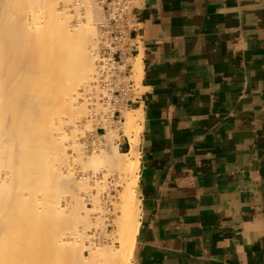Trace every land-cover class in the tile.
<instances>
[{
	"label": "crops",
	"instance_id": "obj_1",
	"mask_svg": "<svg viewBox=\"0 0 264 264\" xmlns=\"http://www.w3.org/2000/svg\"><path fill=\"white\" fill-rule=\"evenodd\" d=\"M133 6L130 60L143 64L133 264H264V0ZM116 146L128 152L129 137Z\"/></svg>",
	"mask_w": 264,
	"mask_h": 264
},
{
	"label": "bare ground",
	"instance_id": "obj_2",
	"mask_svg": "<svg viewBox=\"0 0 264 264\" xmlns=\"http://www.w3.org/2000/svg\"><path fill=\"white\" fill-rule=\"evenodd\" d=\"M16 1L12 7L9 0H0V33L8 27V35H0V94L7 88L2 96L7 100L8 91L10 95V101H4L10 107H5L10 109L9 118L5 111L0 119V264H133L140 226L136 186L141 109L123 114L122 127L131 144L128 152L113 146L111 132L98 134L93 146L81 144L78 137L88 132L75 125L83 112L80 98L85 99L78 94L76 83L94 75L100 43V36L96 41L97 29L93 21H82L77 28L70 25L69 16L57 12L60 0ZM27 51H33L32 57ZM33 59L47 67L50 87L34 89L25 100L22 92L13 91L18 93L14 97L10 90L14 84L6 85L2 80L13 83L24 64ZM135 61L134 76L142 79L141 58ZM30 111L47 123L42 125L43 137L36 144L39 159L33 163L34 158H27L31 163L24 165L15 143L27 136L28 125L22 123L29 120L25 114ZM69 138L74 139L70 149L80 158L86 171L83 175L68 168L73 158L66 156ZM84 149L91 151L90 158L84 157ZM111 174L118 175L112 187L121 195L113 208L121 211L118 247L94 245L88 232L92 229L90 215L103 217L112 209L99 206L100 194L109 190L106 185ZM85 247L92 249L90 256L84 253Z\"/></svg>",
	"mask_w": 264,
	"mask_h": 264
},
{
	"label": "rangeland",
	"instance_id": "obj_3",
	"mask_svg": "<svg viewBox=\"0 0 264 264\" xmlns=\"http://www.w3.org/2000/svg\"><path fill=\"white\" fill-rule=\"evenodd\" d=\"M12 1H16V0H9V3L10 2L12 3ZM98 1L99 0H60L59 4H58L57 12L60 13V12L63 11L65 15L69 16V20L68 21H69L70 25L72 24V26H74L75 28H77L78 24L80 22H82V21H85V20L86 21H91V22L93 21V24L95 25V29H97L96 32H98V33L95 34V35H97L96 36V41H97V38L100 36V33H99L97 25H96L97 22H95V21H97V19H99L102 16V12H103L102 6H101V4H99ZM17 2H18V0L16 1V3ZM13 4L15 5V3L13 2L11 4L12 7H13ZM7 6H9L8 9H10L11 6L9 4ZM97 10L98 11L100 10L101 12L99 11V17L97 19H95L94 16H95V12H97ZM100 13H101V15H100ZM29 22H30V19H29ZM4 29H6V31H5V33H3V32L0 33L1 36L8 35V27H5ZM99 41H100V37L98 38V43H99ZM98 43H97V45H98ZM99 47H100V43L97 46L98 52H99ZM27 55L29 57H32L33 51H29V52L27 51ZM97 55H98V53H97ZM97 58H98V56H97ZM131 63L133 64L132 78L135 79L138 82V84L140 85L141 79H137L136 76H134V67H135L136 61L131 60ZM24 66L25 67L22 68L23 71L21 72V75L18 76V78L15 79L13 81V83H10L9 81L7 83L6 78H3V80H2V82L6 83V85L7 84L8 85L11 84L10 86H12V84H14L12 86V89H10L12 93H13V91L20 92V93L22 92L21 96H24L23 97V99H24V98H28L30 92L33 91L34 89H41V87H44V86L50 87V83L51 82L48 83L49 80L47 79V75H46L47 67L44 66L43 63L33 59V61L29 62V64L25 63ZM96 69H97V67H96ZM96 69H95L94 75L92 77L84 80V82L83 81H80V82L78 81V83H76V86L78 84V86H77L78 94H81L82 96H85V99L84 98L83 99L80 98V102H81V104H83V105H80L81 106V111H83V112L81 113L80 117L77 118V120L75 122L76 123L75 125H77V128H79V130L80 129L81 130L84 129L85 132H88V133L84 134L81 137L79 136L78 140H80L81 144H83L84 146H85V144L87 146L89 144H90L89 146H93L95 144V142L97 143V141H95V140H97L98 134L111 132V138L113 140L112 144H113V146H115L117 140L120 137V134L121 133L126 134L124 129H123V127H122L123 122L122 121L119 122V123H115L114 122V123H111V124L104 123L102 125H99V119L92 115V110H93V107L95 105V102H94V99L91 97V94L97 88L95 86L96 85V80H97L96 79ZM6 85H5V87H6ZM7 87H9V86H7ZM9 88H11V87H9ZM4 89H5L4 91L6 92L7 88H4ZM5 92H2L0 94V96L3 97L4 96L3 93L6 94ZM8 92H7V95H5L6 98L8 96L7 100H5L4 97H3V99L2 98L0 99V119L3 118L2 115L6 114V113L5 114L3 113L5 111L6 112L8 111V113H7V115L5 117L9 118V115H10V111H9L10 107L7 104H5L6 101H10V99H9L10 95H9ZM11 92H10V94H12ZM13 94H14V97H16L15 94H18V93H13ZM83 94H87V95H83ZM6 103H8V102H6ZM96 105H97V108L99 109L100 105L98 103H96ZM6 106H8L9 108H5ZM5 109H7V110H5ZM131 110L124 111V116L127 115ZM25 116H26L25 120H26V118H28L29 120L26 121L27 123L25 122V123H22V124H27L28 125V128L25 129V132H27L26 133L27 136H26L25 139L23 137L21 140H18L17 143H15V146H16V148H15L16 151L15 152L19 153L21 155V158L22 157L24 158L23 159V163H24V165H27V163L29 164V162H30V161H27V158H30V159L34 158V160H32L33 163H35L36 160L39 159L38 154H40V151L37 148L38 149V152H37L36 144L39 143V141L42 140L41 139L43 137L42 125L44 123H47V122H44L43 121L44 119L39 114L33 113L32 111L27 112L25 114ZM99 126H104L105 128H109V129H106V131H104V130L102 131V130L98 129ZM73 140H74L73 138H69L66 141L67 143H65V145L68 147L66 149L67 154L68 155L71 154V156L73 157V158H71L70 155L69 156L66 155L67 157L71 158L70 161L72 162L71 165L73 167L72 168L71 166H69L68 168L69 169H73L74 172H76V173L78 172L79 174L83 175V174H85L86 171L84 170V168L82 167V164L80 163V158H78L72 152V150L70 149V144L73 142ZM67 144H69V146ZM90 152H91L90 150L86 151L84 149L83 150L84 157L87 156L86 158H90V155H91ZM74 156H76V157H74ZM77 160H78V162H77ZM25 162H27V163H25ZM23 163H22V161H20V165H23ZM100 173L102 174L101 171H100ZM101 174L98 175V176L102 177ZM117 177H118V175H113V174L110 175V177L107 180V185H106V187L109 188V190L106 191V189H105L103 191V193L100 194V198H99V206H101V208L102 207L105 208V207H110L111 206L110 208H112V209L109 210L108 214L103 215V217H102V215L99 217V215L96 216V215L92 214V215H90V218L88 219V223L90 222L89 224L91 225V228H92V229L89 228L90 231L88 230V232L92 233L91 234V236H92L91 243L93 244L95 242L94 245L100 244L102 246L106 245L107 247H118V246H120V243H119L118 238L116 236H117V229H118L117 221L120 218L121 211L115 210L113 208H114V204L119 202V200L121 199V195H120V192L117 191L118 189H116L114 186L112 187V185L117 181L116 180ZM102 180H104V179H102ZM91 193L92 192L90 190V194ZM111 200H112V202H111ZM87 204L91 205V201L87 202ZM102 212H104V211H102ZM138 218H139V216H138ZM98 223H99V225H98ZM93 239L97 240V241H94ZM103 244H105V245H103ZM91 251H92V249H90L89 247H85V252L84 253L86 255L88 253L87 256H90L91 255V253H90Z\"/></svg>",
	"mask_w": 264,
	"mask_h": 264
},
{
	"label": "built area",
	"instance_id": "obj_4",
	"mask_svg": "<svg viewBox=\"0 0 264 264\" xmlns=\"http://www.w3.org/2000/svg\"><path fill=\"white\" fill-rule=\"evenodd\" d=\"M102 16L97 20L100 47L96 69V89L91 94L95 105L92 115L104 123L124 120V111L137 102L140 85L132 78L135 54L131 36L137 28L134 0H99ZM96 103L100 105L97 108ZM98 129L106 131L104 126Z\"/></svg>",
	"mask_w": 264,
	"mask_h": 264
}]
</instances>
